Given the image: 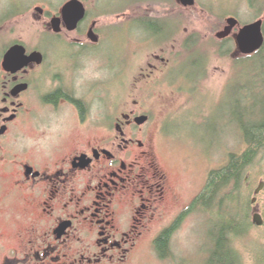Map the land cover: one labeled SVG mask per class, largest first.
I'll use <instances>...</instances> for the list:
<instances>
[{
	"label": "flooded vegetation",
	"instance_id": "obj_1",
	"mask_svg": "<svg viewBox=\"0 0 264 264\" xmlns=\"http://www.w3.org/2000/svg\"><path fill=\"white\" fill-rule=\"evenodd\" d=\"M158 1L164 0H155L157 6ZM142 12H133V19L170 18L167 12ZM120 14L126 12L115 15ZM91 19L88 11L74 33L64 25L61 34L45 29L52 33L42 38H55L72 50L64 60L51 62L40 48L42 38L33 49L21 39L6 48L5 56L22 46L29 57L42 54L44 61L13 75L3 67L4 56L0 67V264H128L143 242L149 240L156 249L165 233L171 231L173 237L204 193H196L168 224L169 209L181 202L166 171L163 140L173 118L156 130V113L138 101H126L133 95L95 113V101H89V59L74 60L89 57V49L104 41L99 23ZM95 24L99 43L89 39ZM71 34L78 40L66 42ZM184 50L190 53L186 43ZM156 61L164 66L151 64L150 74L138 82L163 73L166 78L170 61ZM21 86H28L27 91L14 97ZM143 118L147 123L142 125ZM4 175L10 178L6 181ZM7 187L11 192L4 193ZM190 192L196 195L194 182Z\"/></svg>",
	"mask_w": 264,
	"mask_h": 264
},
{
	"label": "rangeland",
	"instance_id": "obj_2",
	"mask_svg": "<svg viewBox=\"0 0 264 264\" xmlns=\"http://www.w3.org/2000/svg\"><path fill=\"white\" fill-rule=\"evenodd\" d=\"M71 1L0 0V67L10 42L21 39L32 49L36 47L42 36L52 33L45 29L51 28L53 19ZM79 1L90 11L92 23H99L98 30L104 40L100 46L89 49V57L74 59L77 64L89 59V101H95L92 103L95 113L133 95L135 98L126 101L131 104L138 101L146 111L156 113V130L162 128L167 118H173L165 125L163 140L169 158L166 171L180 192L181 202L169 209V224L192 203L193 197L201 196L213 172L225 167L232 154L242 155L247 149L240 121L253 119V113L264 109V64L237 68L235 62L242 56L237 55L236 39L241 28L264 21V15L257 19L248 0H196L197 6L190 9L181 6L179 0L158 1V6L155 0H147L144 6L134 5L142 0ZM38 9L45 14H40ZM136 10L143 11L141 16H147L145 11L149 10L167 12L170 18L153 20L151 25L141 20L135 22ZM120 11L126 15H115ZM231 18L239 20L241 27L225 46L232 48V54L222 56L223 41L217 36L225 31ZM92 23L88 24L89 28ZM69 36L64 38L66 42L78 40L76 34ZM194 36L202 37L203 47L187 55L185 43ZM83 41L88 42L87 36ZM61 43L45 36L40 48L51 62L64 60V55L72 56V50ZM198 52L201 53L197 55ZM158 57L170 61L166 78L163 73L151 82H138L142 75L150 74L151 64L164 66L156 61ZM96 120L97 116L93 121ZM154 128L153 132H157ZM253 175L249 191L253 193L252 200H258L253 205L254 220L256 210L264 218V192L256 196L264 183V159ZM4 178L7 181L10 177L4 175ZM193 182L195 194L198 193L195 196L190 192ZM3 192L9 193L11 188ZM221 217L220 210L195 212L174 234L171 260H161L148 240L140 245L128 264H205L213 250V228ZM239 245L246 264H258L263 254L260 248H264V227H255L251 238ZM1 246L0 242V252Z\"/></svg>",
	"mask_w": 264,
	"mask_h": 264
},
{
	"label": "trees",
	"instance_id": "obj_3",
	"mask_svg": "<svg viewBox=\"0 0 264 264\" xmlns=\"http://www.w3.org/2000/svg\"><path fill=\"white\" fill-rule=\"evenodd\" d=\"M147 0L136 2L134 5L144 4ZM250 10L257 19L264 15V0H248ZM137 6V7H139ZM151 25L152 19H134ZM161 33V32H160ZM202 37L194 36L186 43V50L190 53L198 47H203ZM231 40L222 42L221 55L232 54V48H226ZM7 50V49H5ZM6 52V51H5ZM201 53L198 52L197 55ZM199 60V59H198ZM237 68L245 64H264V48L254 56L238 58ZM198 65V64H196ZM264 69V68H263ZM244 73L241 72V75ZM264 75V72L262 73ZM264 90V88H262ZM253 119L240 121V128L247 147L242 155L232 154L230 162L219 171L211 174L203 195L198 198L189 209L190 214L220 210L221 220L215 224L211 234L213 250L205 264H246L245 254L239 244H245L252 236L255 225L252 219L253 201L249 185L255 176L254 169L264 159V109L260 113H253ZM174 237V236H173ZM172 232L165 233L156 243V251L161 260L169 261L172 256ZM258 264H264V248Z\"/></svg>",
	"mask_w": 264,
	"mask_h": 264
},
{
	"label": "water",
	"instance_id": "obj_4",
	"mask_svg": "<svg viewBox=\"0 0 264 264\" xmlns=\"http://www.w3.org/2000/svg\"><path fill=\"white\" fill-rule=\"evenodd\" d=\"M179 2L185 9L195 8L197 6L196 0H179ZM37 11L42 15L45 13L42 9H38ZM87 14V8L81 1L73 0L69 2L62 10V17L53 19L51 24L53 32L56 34H61L63 25L69 32H76L80 25L87 18ZM96 27L97 24L94 25L89 35V39L93 43H99V38L95 33ZM240 27L241 23L239 20L236 18L229 19L228 27L225 29V31L218 34V40L226 41L230 39L234 35L235 30L239 29ZM236 41L238 45V56L249 57L261 52L264 48V21L261 20L241 28ZM43 61L44 57L42 54L37 53L29 57L27 55L26 48L17 46L6 54L3 67L7 73L17 75L19 72L30 67L34 63L42 65ZM27 89L28 86L18 87L13 93V96L18 97L21 93L27 91ZM139 123L143 125L147 123V119H140ZM263 192L264 183H262L259 189L256 191V196H260ZM257 201L258 200L255 199L253 204L256 205ZM253 222L256 227H264V218L257 210L255 211Z\"/></svg>",
	"mask_w": 264,
	"mask_h": 264
}]
</instances>
